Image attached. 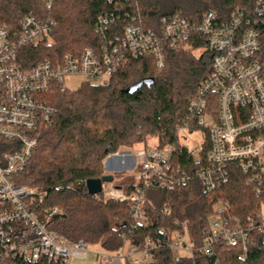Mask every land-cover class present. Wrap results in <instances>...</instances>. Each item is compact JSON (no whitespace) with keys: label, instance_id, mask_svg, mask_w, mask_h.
I'll return each mask as SVG.
<instances>
[{"label":"built area","instance_id":"built-area-1","mask_svg":"<svg viewBox=\"0 0 264 264\" xmlns=\"http://www.w3.org/2000/svg\"><path fill=\"white\" fill-rule=\"evenodd\" d=\"M40 1L47 11L56 2ZM251 12L237 8L223 20L209 10L198 21L176 14L161 18L158 30L145 28L139 13L111 12L96 22L100 44L31 67L19 62V51L44 42L57 23L31 14L18 31L0 25V140L10 144L0 152V264H70L72 258L85 260L89 255L84 241L71 243L49 230L50 222L64 211L55 206L41 212L47 193L15 183L39 146V130L53 123L55 112L46 96L53 90L66 93L69 76L106 84L131 58L154 57L163 69L167 50L192 48L185 43L200 35L213 72L190 101V116L178 128L179 144L145 146L136 157L126 153L132 160L123 164L134 171V180L126 187L103 184L95 197L127 204L133 230H149L153 218L149 193L175 192L197 178L214 205L201 246L189 221L176 218L139 245L97 256L103 264H155V253L169 249L180 262L198 253L214 258L220 246L247 253L264 239V75L258 59L260 34L252 26ZM253 12L264 17V0H254ZM121 22L123 36L117 39L111 31ZM194 132L200 133L201 143L191 149L180 135ZM183 158L191 162L182 163ZM236 175L243 177L258 202L255 211L243 217L231 215L229 204L219 198V190ZM162 213L170 215L168 205Z\"/></svg>","mask_w":264,"mask_h":264},{"label":"trees","instance_id":"trees-1","mask_svg":"<svg viewBox=\"0 0 264 264\" xmlns=\"http://www.w3.org/2000/svg\"><path fill=\"white\" fill-rule=\"evenodd\" d=\"M253 6L254 0H56L52 10L47 11L40 0H0V25L18 31L22 20L31 14L50 17L57 23L44 42L19 51V62L31 67L100 44L103 39L95 32L96 22L111 12L139 13L145 28L158 30L163 17L182 14L198 21L203 13L213 10L229 20L237 8H247L252 11V26L260 34L258 59L264 75V17L255 15ZM124 24L111 31L117 39L123 36ZM185 45L192 48L166 51L163 69L154 57L131 58L106 84L84 82L77 90L64 94L53 90L46 96L55 112L53 123L39 130V146L15 183L47 193L39 206L41 212L55 206L62 208L64 216L50 222V231L71 243L84 241L115 253L128 245H139L179 218L189 221L190 232L201 246L214 205L197 178L175 192L151 191L152 224L149 230L139 231L132 228L127 204L98 200L88 194L86 187L88 180L107 175L105 160L122 148L147 144L148 137L156 139L159 147L179 144L178 128L190 116V101L213 72L203 36ZM149 80L154 83L148 84ZM8 146L0 140V152ZM189 162L182 159V163ZM219 198L229 204L233 216L249 215L258 205L241 175L219 190ZM166 205L171 211L169 216L162 213ZM155 260V264H264V239L259 238L247 253L220 246L214 258L198 253L175 262L171 250L161 249L155 253Z\"/></svg>","mask_w":264,"mask_h":264},{"label":"rangeland","instance_id":"rangeland-1","mask_svg":"<svg viewBox=\"0 0 264 264\" xmlns=\"http://www.w3.org/2000/svg\"><path fill=\"white\" fill-rule=\"evenodd\" d=\"M197 53L199 55L202 52L200 51ZM84 82H85V79H83L80 76H69L65 80V86L67 87L68 90L74 91V90H77L78 88H80ZM200 137H201V135L198 132H194L192 134L183 133L180 135V139H182V140H185V138L187 139V144L190 146L191 149H194L197 144L201 143ZM145 146L156 147L157 146L156 139L148 137V143L147 144H136V145L129 147V148H122L120 150L118 156H121L125 153H128V154H130V156L136 157L137 153L141 149H143ZM110 158H111V156H109L105 160V165ZM112 165H113V162H111V166ZM117 169L118 168L116 167L115 170H117ZM118 170H120V168ZM121 170H120V172H118V171L117 172H110L109 174L113 175V177H114L113 185H115L117 187H126L127 184H129L130 182H132L134 180V174L135 173L131 169L125 170L123 172H121ZM105 172H106V169H105ZM104 186L106 187L107 184H105ZM263 209H264V207H263ZM88 251H89V255L85 260L78 259V258H72L70 261V264H103V263H101V260L97 256V254H109L110 253V252H107L106 250H104L99 245H88Z\"/></svg>","mask_w":264,"mask_h":264},{"label":"water","instance_id":"water-1","mask_svg":"<svg viewBox=\"0 0 264 264\" xmlns=\"http://www.w3.org/2000/svg\"><path fill=\"white\" fill-rule=\"evenodd\" d=\"M147 83L148 84H153L154 80H149ZM109 160L107 161V165H106L107 169H109L108 168ZM113 181H114V177H113V175H110V174L102 177L101 179L88 180L87 183H86L88 194L92 195V196L100 194L102 192L103 184L112 183Z\"/></svg>","mask_w":264,"mask_h":264},{"label":"crops","instance_id":"crops-1","mask_svg":"<svg viewBox=\"0 0 264 264\" xmlns=\"http://www.w3.org/2000/svg\"><path fill=\"white\" fill-rule=\"evenodd\" d=\"M132 158L130 156H128V154H123V156H114L112 158H110L109 162H108V168L107 169L106 165H105V169H106V173L109 174L110 172H120L119 170H115V168L117 167L118 169L120 168L121 172L125 171L127 166L124 165L123 163H129L131 162ZM111 162H113V165L111 166ZM110 165V166H109ZM114 168V169H113Z\"/></svg>","mask_w":264,"mask_h":264},{"label":"flooded vegetation","instance_id":"flooded-vegetation-1","mask_svg":"<svg viewBox=\"0 0 264 264\" xmlns=\"http://www.w3.org/2000/svg\"><path fill=\"white\" fill-rule=\"evenodd\" d=\"M118 170V169H117ZM120 171V170H119Z\"/></svg>","mask_w":264,"mask_h":264}]
</instances>
